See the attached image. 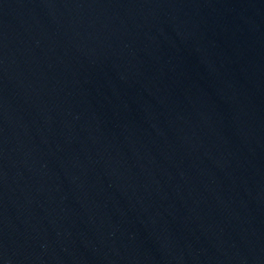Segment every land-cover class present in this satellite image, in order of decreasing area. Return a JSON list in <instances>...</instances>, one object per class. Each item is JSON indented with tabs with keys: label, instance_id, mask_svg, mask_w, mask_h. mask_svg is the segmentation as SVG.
Masks as SVG:
<instances>
[{
	"label": "water",
	"instance_id": "obj_1",
	"mask_svg": "<svg viewBox=\"0 0 264 264\" xmlns=\"http://www.w3.org/2000/svg\"><path fill=\"white\" fill-rule=\"evenodd\" d=\"M0 264H264V0H0Z\"/></svg>",
	"mask_w": 264,
	"mask_h": 264
}]
</instances>
